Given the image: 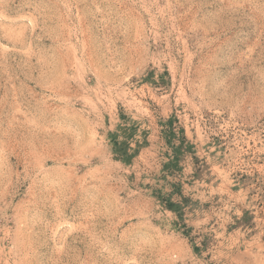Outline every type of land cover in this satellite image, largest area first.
Wrapping results in <instances>:
<instances>
[{"label":"rangeland","instance_id":"1","mask_svg":"<svg viewBox=\"0 0 264 264\" xmlns=\"http://www.w3.org/2000/svg\"><path fill=\"white\" fill-rule=\"evenodd\" d=\"M0 264H264V0H0Z\"/></svg>","mask_w":264,"mask_h":264},{"label":"trees","instance_id":"2","mask_svg":"<svg viewBox=\"0 0 264 264\" xmlns=\"http://www.w3.org/2000/svg\"><path fill=\"white\" fill-rule=\"evenodd\" d=\"M178 148V147H177ZM178 152H179V149L176 151V155H175V159H178ZM172 162V161H171ZM170 206H174V205H170Z\"/></svg>","mask_w":264,"mask_h":264}]
</instances>
